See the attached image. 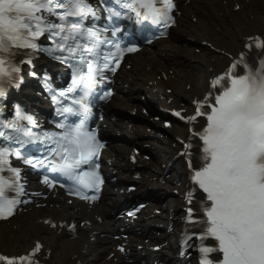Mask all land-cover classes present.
<instances>
[{
	"label": "snow or ice",
	"instance_id": "1",
	"mask_svg": "<svg viewBox=\"0 0 264 264\" xmlns=\"http://www.w3.org/2000/svg\"><path fill=\"white\" fill-rule=\"evenodd\" d=\"M116 3L120 4L122 0H116ZM122 6L138 14L144 9V20L163 23L165 28L170 26L172 0H126ZM112 14L120 15L119 12ZM87 15H94L87 0H0V96L4 95L6 78L11 79L13 74L20 72L13 63L20 53L14 50H37L36 41L48 34L54 36L56 42L51 49L40 50L49 54L52 51L66 52L67 55L56 58L71 61L73 71L71 85L58 95L66 97V93H82L71 100L77 108L63 106L57 112L82 117L87 111L82 101L93 95L96 76L109 65H118L120 60L115 57L137 50L134 47L121 48L119 42L104 43L97 32L83 26L82 18ZM249 41L245 45L249 51L253 47L264 49V38L250 37ZM101 48L112 51L101 54ZM245 56L242 52L225 73L211 80L210 87L217 91L210 92L204 101H198L196 115L188 118L193 122L204 116L207 121L203 131L195 133L203 142V163L193 169V181L206 194L204 214L207 219L203 221L206 228L199 238L211 237L218 242L216 248L200 247V264H264V59L259 61L258 68H253ZM21 62L28 63L27 60ZM240 68L244 69L243 73L238 71ZM109 70L116 69L111 67ZM108 95L110 93L105 92L100 99ZM53 99L59 103L55 96ZM21 121L33 125L31 118L19 111L14 120H0V129L11 130V133L0 130V138L18 144L21 149L29 143L50 145L43 159H37L35 163L25 159V164L33 168L37 164L47 165L46 171L74 179L84 188L95 185V190L99 191L102 181L91 162L104 145L96 140L94 130H84L83 119L75 124L58 122L56 127L61 129L60 132L42 134L31 131ZM12 154L19 156L21 152L13 149ZM8 155L7 150L0 149V172L8 165ZM188 163L193 166L191 159ZM82 165H88L91 170L80 172ZM6 170L12 179L0 177V219L12 216L20 202L10 198L8 191H14L17 197L23 191L19 184V169L7 167ZM41 182L52 187V181L46 177ZM76 194L89 201L95 198L80 192ZM188 199L191 203V194ZM188 221L201 223L193 219L192 209H189ZM40 247L37 243L33 252L20 257L19 261L31 264V257ZM212 252L222 253V259H211ZM0 260L17 264L16 259L0 256Z\"/></svg>",
	"mask_w": 264,
	"mask_h": 264
},
{
	"label": "bare ground",
	"instance_id": "2",
	"mask_svg": "<svg viewBox=\"0 0 264 264\" xmlns=\"http://www.w3.org/2000/svg\"><path fill=\"white\" fill-rule=\"evenodd\" d=\"M186 1L181 0L184 13L177 28L170 32L168 39L157 44L154 54H136L128 59L129 70L118 72L117 88L120 91L108 106L117 108V112L130 111L137 115H140L138 107L144 102H154L160 107H179L180 103L203 93L209 83L207 78L221 70L224 61L239 52L245 37L256 32L264 36V0H189V4ZM204 41L210 46H201ZM197 47L201 48L200 53L194 52ZM166 88H172V93L166 94ZM150 120L145 116L129 122L116 119L109 128L111 132L129 138L131 143L150 146L154 158L148 163L137 160L139 170L145 173L143 178L135 181L139 191L150 188L158 195H164L162 199L150 201L140 218L132 223H126L124 218L109 219L115 199L123 198L121 182L131 180L138 172L127 160L128 143L115 141L107 155L106 168L117 182L108 188V197L101 206L90 210L83 205L70 207L61 200H48L52 204L39 205L27 212L24 209L9 223L0 222V252L18 254L39 243L41 247L36 255L50 264H134L128 260L141 255L148 259L159 257L161 264H180L173 259L167 261L165 257L169 254L168 247L174 245L176 231H164L162 241L166 240L167 244L163 253L155 255L148 251L149 241L160 243L161 240L153 235V230L148 231L144 226L165 223L168 215L179 213L185 185L182 166L171 162L172 174L165 176L161 173L162 167L172 159V147L176 143L173 134L181 135L184 130L178 125L173 126L164 141L158 143L155 135L146 131V127L153 126ZM177 184L180 187L176 188ZM170 190L174 191L173 195ZM155 208L163 211L165 220L154 212ZM67 218L82 219L81 226L72 228L73 222ZM178 222L174 221V226L178 227ZM124 223L140 233H132L126 240L111 239L105 234L101 236ZM122 241L127 242V255L116 249Z\"/></svg>",
	"mask_w": 264,
	"mask_h": 264
},
{
	"label": "rangeland",
	"instance_id": "3",
	"mask_svg": "<svg viewBox=\"0 0 264 264\" xmlns=\"http://www.w3.org/2000/svg\"><path fill=\"white\" fill-rule=\"evenodd\" d=\"M201 50V48H199Z\"/></svg>",
	"mask_w": 264,
	"mask_h": 264
}]
</instances>
